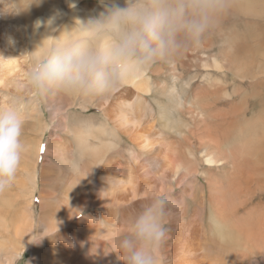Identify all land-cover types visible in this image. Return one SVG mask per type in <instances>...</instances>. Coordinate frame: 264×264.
Wrapping results in <instances>:
<instances>
[{
    "label": "bare ground",
    "instance_id": "bare-ground-1",
    "mask_svg": "<svg viewBox=\"0 0 264 264\" xmlns=\"http://www.w3.org/2000/svg\"><path fill=\"white\" fill-rule=\"evenodd\" d=\"M67 2V20L57 21L54 36L89 18L78 0ZM55 12L34 19L16 0H0V109L15 105L23 122L17 179L0 191V264H13L25 248L32 253L27 264H123L116 245L127 219L159 196L167 204L158 264H264L260 114L250 138L241 94L220 108L207 102L215 93L211 79L191 83L214 62L204 53L212 41L205 51L190 44L167 59L162 87L153 84L160 66L151 64L103 97L41 95L26 74L48 34L37 21ZM223 58L224 79L237 64ZM238 74L241 89L245 72ZM153 91L171 93L173 106L157 102L155 109ZM44 132L50 137L38 168Z\"/></svg>",
    "mask_w": 264,
    "mask_h": 264
},
{
    "label": "clouds",
    "instance_id": "clouds-1",
    "mask_svg": "<svg viewBox=\"0 0 264 264\" xmlns=\"http://www.w3.org/2000/svg\"><path fill=\"white\" fill-rule=\"evenodd\" d=\"M231 3L125 0L120 6L111 0L95 17L76 18L70 30L54 36L63 15L57 10L46 22L37 21L48 34L33 53L27 83L41 95L106 96L144 68L198 43ZM22 123L15 105L0 109V191L10 186L21 164ZM166 204L164 196L153 197L127 219L116 245L123 264H158L156 253L166 236Z\"/></svg>",
    "mask_w": 264,
    "mask_h": 264
},
{
    "label": "rangeland",
    "instance_id": "rangeland-1",
    "mask_svg": "<svg viewBox=\"0 0 264 264\" xmlns=\"http://www.w3.org/2000/svg\"><path fill=\"white\" fill-rule=\"evenodd\" d=\"M16 2L23 4L24 9L34 19L43 15L49 9H53L54 11L60 10L61 12L62 9H66L69 5L68 2L66 3V0H16ZM110 2L111 0H78L76 6L84 8L81 12L85 16L95 17L97 12L102 11ZM124 4L125 0H121L119 3L120 6H124ZM62 16L64 17L63 21H66L65 16ZM209 41H212V45L204 53L206 57L210 53L209 55L213 56L214 62L208 64L209 71L202 70V75L192 80L191 83H194L195 80L197 83L198 79H200L204 85H207L208 78L211 79L213 81L211 88L215 93L213 99L210 98L207 102H214L220 108L225 104H237L238 95L241 94L243 104L247 103V107L243 108L248 122L247 135L250 138L254 135L258 110L261 131L264 134V0H232L231 7L221 15L217 26L208 31V33H205L198 43L191 44V47L195 48L197 46L200 48L199 50L205 51L203 47ZM225 53L228 54L232 62H235L237 66H230V61L226 60L230 73L223 79L221 77L220 67L223 65ZM200 57L206 60V57ZM167 62L165 60L163 63H154L152 65L153 68L160 66L159 71L162 73L160 76L155 75L153 78V84H157L158 87L165 86L168 82V76L166 75L168 71ZM239 65H242V70L245 72V76L242 75L244 77V85L241 89L237 87L235 79L236 75H240L238 73L242 71L239 69ZM207 72H209V76L203 77ZM188 78L186 77L185 81H188ZM184 94L189 97L191 93L184 92ZM163 95L161 96L160 91L154 92V96L150 102L155 109L159 108L157 102H160L162 106L167 108L173 106L176 98L169 92H164ZM258 105L259 107H257ZM43 109L45 112L44 119L48 120V113L45 106ZM92 110L96 112L97 109L93 108ZM49 137V132H44L41 135L42 141H40V150L37 152L36 160L38 168L41 165L44 154V150L41 151V148ZM26 162L29 164V158ZM17 175L16 173L14 180L17 179ZM45 242L43 241L42 244ZM31 258V250L25 248L16 256L13 264H27Z\"/></svg>",
    "mask_w": 264,
    "mask_h": 264
},
{
    "label": "snow or ice",
    "instance_id": "snow-or-ice-1",
    "mask_svg": "<svg viewBox=\"0 0 264 264\" xmlns=\"http://www.w3.org/2000/svg\"><path fill=\"white\" fill-rule=\"evenodd\" d=\"M44 149H43V147L41 148V151H43Z\"/></svg>",
    "mask_w": 264,
    "mask_h": 264
}]
</instances>
